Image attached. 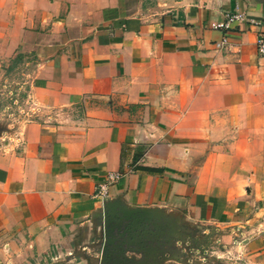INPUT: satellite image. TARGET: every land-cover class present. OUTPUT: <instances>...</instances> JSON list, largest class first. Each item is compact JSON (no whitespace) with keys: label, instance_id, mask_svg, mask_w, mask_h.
<instances>
[{"label":"crops","instance_id":"0c3cea01","mask_svg":"<svg viewBox=\"0 0 264 264\" xmlns=\"http://www.w3.org/2000/svg\"><path fill=\"white\" fill-rule=\"evenodd\" d=\"M260 17L264 0H0V80L41 109L0 145V264H98L108 201L264 264Z\"/></svg>","mask_w":264,"mask_h":264},{"label":"water","instance_id":"95a60500","mask_svg":"<svg viewBox=\"0 0 264 264\" xmlns=\"http://www.w3.org/2000/svg\"><path fill=\"white\" fill-rule=\"evenodd\" d=\"M160 218H163L161 214L153 209L126 208L117 201L106 202L102 209V244L98 264L181 262L178 250L172 251L173 242L192 241V238L187 232H179L182 230L180 227L174 230L172 220ZM164 246L169 249L164 251Z\"/></svg>","mask_w":264,"mask_h":264},{"label":"built area","instance_id":"2783aa9c","mask_svg":"<svg viewBox=\"0 0 264 264\" xmlns=\"http://www.w3.org/2000/svg\"><path fill=\"white\" fill-rule=\"evenodd\" d=\"M243 19V13L235 11L230 15H226L221 21H211L209 26L213 29H225L233 21ZM250 23L257 27L255 35V50L258 55L264 56V17L251 20ZM224 43V39L214 42L216 47H220ZM27 82L22 79H1L0 80V119H6L9 126L8 131H0V145L7 143L20 144L23 140L22 134L25 125L37 118L41 109L33 100L26 89ZM119 176L117 172H108L104 181L98 183L94 189L95 197H104L107 193V187L114 182ZM235 236L231 240L232 245H238L244 238L242 231L234 228ZM203 234H207L203 232ZM206 237L199 245L193 242H178L176 248L179 252L178 264H245L240 255L225 256L223 261L221 257L214 253V246L220 247L219 238L210 239ZM175 262V261H174Z\"/></svg>","mask_w":264,"mask_h":264},{"label":"rangeland","instance_id":"374dc122","mask_svg":"<svg viewBox=\"0 0 264 264\" xmlns=\"http://www.w3.org/2000/svg\"><path fill=\"white\" fill-rule=\"evenodd\" d=\"M7 123H8V121L4 118V119H0V131L2 132V131H8V129H9V126L7 125ZM160 215V214H159ZM162 216V215H161ZM163 217V216H162ZM164 219H167V218H165V217H163ZM163 218H160V219H163ZM168 220V219H167ZM180 226V224H179V222H178V219L177 218H172V228L175 230L177 227H179ZM179 229V228H178ZM179 232H181V231H183V232H187V231H184V229H182V230H178ZM188 233V232H187ZM189 235V234H188ZM191 238H192V242H193V244L194 243H196V242H202V240L200 241V240H197V239H195V238H193L191 235H189ZM207 237L209 238L208 240H207V242H210V239H213V238H219L220 239V237L213 231V230H211V232H207ZM179 241H174L173 243H174V245L172 246V251L175 249H177L175 246H176V243H178ZM189 242H191V241H189ZM181 243V242H180ZM195 245V244H194ZM214 253L216 252V250L219 248L218 246H214ZM164 251H166L167 249H169L167 246H164ZM127 255H132V256H134V257H138V255H134V254H127ZM229 256V255H228ZM169 261H171V260H169Z\"/></svg>","mask_w":264,"mask_h":264}]
</instances>
